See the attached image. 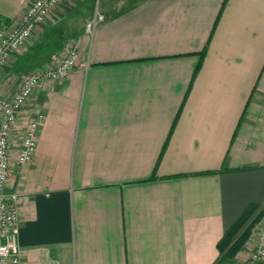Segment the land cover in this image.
I'll return each mask as SVG.
<instances>
[{
    "label": "crops",
    "instance_id": "0c3cea01",
    "mask_svg": "<svg viewBox=\"0 0 264 264\" xmlns=\"http://www.w3.org/2000/svg\"><path fill=\"white\" fill-rule=\"evenodd\" d=\"M32 2L0 0V26ZM97 2L62 0L0 68L11 98L74 43L89 63L42 81L12 130L23 262L216 264L230 226L264 206V0ZM38 112L34 157L19 164Z\"/></svg>",
    "mask_w": 264,
    "mask_h": 264
},
{
    "label": "built area",
    "instance_id": "2783aa9c",
    "mask_svg": "<svg viewBox=\"0 0 264 264\" xmlns=\"http://www.w3.org/2000/svg\"><path fill=\"white\" fill-rule=\"evenodd\" d=\"M61 1L33 0L19 25L10 30L0 26V68L46 22L51 11ZM105 18L104 14L97 11L94 18L87 22L86 34L89 39L96 25ZM88 65V62L79 60V44L74 43L66 56L55 66L26 74L21 87L11 98L0 94V264H24L18 237L20 196L17 192H8L6 189L11 174L12 130L17 125L27 100L42 81L65 78L79 68H87ZM43 119L44 114L38 112L27 123L17 155L19 164L32 161ZM259 209L263 213L259 227L262 237L243 264H264V206H260Z\"/></svg>",
    "mask_w": 264,
    "mask_h": 264
},
{
    "label": "trees",
    "instance_id": "16d2710c",
    "mask_svg": "<svg viewBox=\"0 0 264 264\" xmlns=\"http://www.w3.org/2000/svg\"><path fill=\"white\" fill-rule=\"evenodd\" d=\"M207 47L201 52V57L206 53ZM198 65L196 72L199 70ZM260 208L257 204H251L248 206L241 216L230 226L223 237L218 242V249L220 252V258L216 264H234L236 255L241 251L249 238L252 227L255 225L256 220H253L246 229L238 234L241 228L250 219L253 213Z\"/></svg>",
    "mask_w": 264,
    "mask_h": 264
},
{
    "label": "rangeland",
    "instance_id": "374dc122",
    "mask_svg": "<svg viewBox=\"0 0 264 264\" xmlns=\"http://www.w3.org/2000/svg\"><path fill=\"white\" fill-rule=\"evenodd\" d=\"M99 1L100 0H98V2L97 3H99ZM57 63H58V61H57ZM56 63V64H57ZM55 64V65H56ZM54 65V66H55ZM11 136H12V133H11ZM262 217H263V213H262V211H260V209H258V210H256L254 213H253V215L250 217V219L246 222V224L241 228V230H240V232L238 233V234H240V233H242L245 229H246V227H248L250 224H251V222L253 221V220H256V223H255V225L252 227V229H251V232H250V234H249V238H251L252 239V243H254L253 245H254V247H253V249L255 248V246L258 244V242L260 241V239H261V237H262V233L259 231V227H260V225H261V220H262ZM248 238V239H249ZM248 241V240H247ZM246 259H244V261H245Z\"/></svg>",
    "mask_w": 264,
    "mask_h": 264
}]
</instances>
